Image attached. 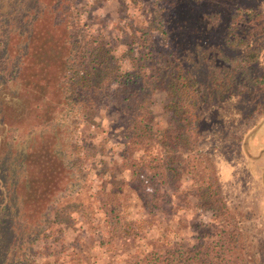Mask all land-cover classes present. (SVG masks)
I'll return each instance as SVG.
<instances>
[{
  "label": "trees",
  "instance_id": "1",
  "mask_svg": "<svg viewBox=\"0 0 264 264\" xmlns=\"http://www.w3.org/2000/svg\"><path fill=\"white\" fill-rule=\"evenodd\" d=\"M195 2L159 0L165 60L162 66L152 68V79L148 76L145 80V67L135 58L133 71L110 69L109 52L83 34L74 0H0V264L22 261V243L39 231L42 215L75 177L79 148L74 142L77 125L73 126L68 115L71 106L91 109L112 102L122 120L119 135L124 145L137 151L154 136L150 110L153 91L165 92V110L177 113L180 132L190 136L199 157L209 162L214 180L207 182L210 193L206 204L218 205L216 217H222L230 232L221 231L226 234L223 242L205 245L203 236L191 247L144 256L142 264H259L264 239L261 244L257 234L251 235L259 246L253 247L252 262L253 248L247 243L241 220L230 210L226 197L219 198L224 185L233 183L230 178L248 175L249 181L241 182L249 185L252 174L249 170L236 174L237 166L235 170L227 166L229 162L220 154L238 141L245 157L241 162L262 158L250 154L249 141L264 121L263 109L256 110L264 74L252 70L256 57L251 53L244 56L240 78L233 72L222 73L217 52L226 39L213 37L204 42L201 38L209 25L199 24L197 18L202 13L218 15L222 7L200 10ZM223 30L226 37L232 33ZM99 69L106 70L95 73ZM14 99L26 103L23 115L14 110ZM205 107L208 118L200 115ZM236 165L239 171L240 162ZM133 166L132 174L139 178L150 161L139 155Z\"/></svg>",
  "mask_w": 264,
  "mask_h": 264
},
{
  "label": "rangeland",
  "instance_id": "2",
  "mask_svg": "<svg viewBox=\"0 0 264 264\" xmlns=\"http://www.w3.org/2000/svg\"><path fill=\"white\" fill-rule=\"evenodd\" d=\"M197 1L200 10L222 7V13L213 17L203 13L202 17L196 16L199 24L209 25L201 38L204 42L213 37L226 39L217 52L222 59V73L233 72L240 78L244 56L251 53L256 57L251 62L252 70L264 74V0ZM74 6L83 34L109 52L110 69L119 73L133 71L135 58L138 65H144L145 80H149L152 68L163 65L159 0H74ZM224 28L232 32L227 37ZM261 89L256 110L264 111V86ZM150 100L154 136L137 151H129L124 145L119 135L122 120L112 102L91 109L71 106L68 115L72 116L69 120L73 126L77 125L74 142L79 148L75 177L54 197L42 215L39 231L22 243L21 251L25 253L18 264H142L144 256L191 247L203 236L205 245L223 242L226 234L221 231L226 227L222 217H216L218 205L206 204L210 193L206 185L214 180L209 162L199 157L190 136L180 132L177 113L165 110V92L153 91ZM12 102L14 110L23 115L26 103L23 105L20 99ZM206 111L205 107L200 115L208 118ZM251 137L250 154L261 159L241 162L245 157L238 141L220 154L225 163L229 162L227 166L233 170L237 166L235 173L241 175L249 170L251 184L242 183L249 181L248 175L229 177L233 183L224 185L219 198L226 197L230 210L241 220L247 243L256 249L257 240L251 235L257 234L261 244L264 239V121ZM139 155L150 161V167L137 178L132 170L133 160ZM258 263L264 264V252Z\"/></svg>",
  "mask_w": 264,
  "mask_h": 264
},
{
  "label": "crops",
  "instance_id": "3",
  "mask_svg": "<svg viewBox=\"0 0 264 264\" xmlns=\"http://www.w3.org/2000/svg\"><path fill=\"white\" fill-rule=\"evenodd\" d=\"M260 127V126H259ZM259 160V159H258ZM261 179V178H260Z\"/></svg>",
  "mask_w": 264,
  "mask_h": 264
}]
</instances>
